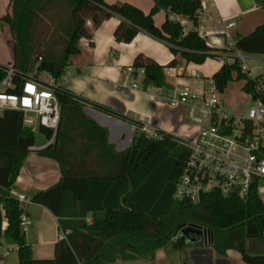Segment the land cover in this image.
<instances>
[{
	"label": "trees",
	"instance_id": "trees-1",
	"mask_svg": "<svg viewBox=\"0 0 264 264\" xmlns=\"http://www.w3.org/2000/svg\"><path fill=\"white\" fill-rule=\"evenodd\" d=\"M201 8V0H153L147 12L127 1L10 0L7 11L0 17V25L7 26L12 36L11 65L17 71L14 86L7 91L19 94L24 82L21 74H28L34 65L36 71H47L55 78L61 76L70 62V56L80 51L79 38H91L86 20H91L95 27L112 15L120 17L113 31L116 40L129 42L139 31H145L166 44L173 54L167 63L161 64L138 52L131 66L135 77L138 76V69H143L140 78L142 88L152 85L168 91L173 84L167 80L166 67L182 66L188 62L202 63L207 57L220 54V49L209 45L196 29H185L180 19L168 14L171 12L185 17L195 26L200 23ZM160 10L166 13L161 24L157 25L153 15ZM40 46L45 50L40 51ZM235 49L264 54V21L249 33L239 35L231 46L223 50ZM39 55L41 58L38 60ZM0 66L1 80L6 65L0 63ZM184 73L185 68L182 67L178 74ZM233 74L244 78V88L254 86L255 79L246 78L237 59L221 64L211 77L222 91ZM55 92L60 104L56 135L39 151L50 152L62 167L64 156L71 155V163L68 168H62L56 183L35 191L30 196L31 201L58 214L65 192L70 191L76 199H83L89 179L125 177L164 146L175 156L169 178L173 181L177 178L187 153L177 135L156 128V136L149 137L146 145L141 147V137L134 140L136 151L141 148V156L132 165V147L115 149L108 140L107 127L84 111L83 101L102 112L131 122L137 128L141 126L140 120L63 86L57 87ZM39 130L46 137L50 136V129L40 126ZM35 134V130L23 123L22 111L4 108L0 113V205L6 221L4 231L17 244L18 259L15 264H108L117 259H134L162 247L170 240L176 241L177 245L186 244V237L178 233L187 224L211 230V237L198 239L194 244L207 242L220 255L234 248L241 253L246 264H264V251L250 254L244 248L245 240L250 236L259 237L264 246V199L255 189H251L245 198L218 191L204 193L196 201L174 197L167 213L151 214L137 201L129 199L131 188L127 185L119 193V205L108 208L103 218L73 227L66 232V237H59L52 257H34L20 225L22 206L11 188L24 158L31 151Z\"/></svg>",
	"mask_w": 264,
	"mask_h": 264
},
{
	"label": "crops",
	"instance_id": "crops-1",
	"mask_svg": "<svg viewBox=\"0 0 264 264\" xmlns=\"http://www.w3.org/2000/svg\"><path fill=\"white\" fill-rule=\"evenodd\" d=\"M9 1H0V17L7 11ZM106 1L109 3L127 1L136 4L146 12L153 5V0ZM201 2L200 23L205 30L209 31L206 41L209 45L220 49V54L226 53L227 51L223 49L231 46L239 35L249 33L264 21V0H201ZM165 13L164 10H160L153 15L157 25L161 24ZM168 14L170 17L180 19L185 29L192 27L189 19L171 12ZM119 19V16L112 15L95 27L91 20H86V27L91 31V38L85 36L79 38L80 51L70 56V62L66 67L67 72L59 78L61 85L89 100L120 110L152 127L182 136L181 123L187 121L186 105L169 104L171 109L167 117L163 110L167 103L158 96L156 87L149 85L142 88L140 84L142 73L139 72L135 77L131 66L133 57L138 52H143L161 64L167 63L173 54L162 40L145 31H139L129 42L116 40L113 31ZM228 21L233 23L226 26ZM12 55V36L7 30L0 36V63L11 64ZM208 62H211L213 66L206 69ZM220 65L216 57L209 56L202 63L188 62L182 66L176 65L175 73L178 75L180 67H184L185 73L182 75L199 76L198 71H201L200 76L208 79ZM30 72L37 74L40 78L35 65ZM173 76L166 73L170 83L179 85L170 78ZM134 82L136 85H133ZM204 83L198 88H193L201 89ZM84 110L98 123L107 127L108 140L115 149L123 150L126 147H132L134 140L139 137L142 139V136L137 134L142 131L131 122L102 112L91 105L84 106ZM38 131L40 130H36ZM146 137H148L147 133ZM152 156L147 159L149 161L144 159L140 166H136L134 172H129L125 177L89 179L87 194L83 199H76L70 191L65 192L60 211L54 214L44 205L31 201L30 196L35 191L56 183L61 176L62 168H68L71 159L69 156H64L62 167V164L50 152L29 151L23 160L11 192L24 193L29 197L24 202L23 209L32 219V223L24 229V237L32 248L33 256L52 257L54 244L61 232H67L73 227L103 218L108 208L119 205V193L126 185L131 188L129 199L137 201L146 212L167 213L174 198V185H169L170 183L165 181L169 178L173 167L165 159L157 162ZM147 162L148 164L153 162V164L146 170L142 166ZM164 184L165 187L162 188ZM159 186L160 190L157 191ZM5 225L6 221L0 205V264H15L18 259L17 244L10 234L5 233ZM244 248L250 254H259L264 251L263 243L257 236L247 237ZM108 264L246 263L241 253L234 248H229L225 254L220 255L207 242L177 245L176 241L170 240L162 247L145 252L138 258L117 259Z\"/></svg>",
	"mask_w": 264,
	"mask_h": 264
},
{
	"label": "built area",
	"instance_id": "built-area-1",
	"mask_svg": "<svg viewBox=\"0 0 264 264\" xmlns=\"http://www.w3.org/2000/svg\"><path fill=\"white\" fill-rule=\"evenodd\" d=\"M233 22L228 21L226 26ZM198 34L207 37L209 31L202 23L192 25ZM248 54L240 49L219 54L216 58L223 64L237 59L241 72L246 78L255 79L251 88L242 89L243 98L238 101H227L219 94L212 77L206 79L201 89L188 85H173L168 91L156 87L158 96L170 105L185 104L188 122L196 125L195 133L190 137L178 136V141L187 149L181 170L174 180V197L187 198L196 201L207 192L218 191L222 194H235L245 198L251 189L264 188V91L261 87V74L254 73L247 63ZM41 56H38V60ZM38 64V61L35 63ZM5 74L0 80V113L4 108H15L23 112V123L33 130L40 126L50 129V136L44 137V144L34 143L31 150H39L50 143L56 135L60 104L55 89L62 86L60 77L55 78L47 72L51 79L43 80L37 74L29 72L21 74L24 78L22 91L19 94L7 91L14 86V76L17 71L11 64H5ZM258 65L254 64V68ZM2 67L0 66V69ZM175 66L165 68V72L175 75ZM143 72V69H138ZM136 85V82L133 83ZM253 101L244 106L245 100ZM84 104H88L84 102ZM148 137L156 136V127L142 122L139 127ZM41 132V131H40ZM17 196L22 211L20 225L25 229L32 223V219L24 211V202L28 196L24 193ZM260 196V194H259ZM261 197V196H260ZM59 237H66L61 232Z\"/></svg>",
	"mask_w": 264,
	"mask_h": 264
},
{
	"label": "rangeland",
	"instance_id": "rangeland-1",
	"mask_svg": "<svg viewBox=\"0 0 264 264\" xmlns=\"http://www.w3.org/2000/svg\"><path fill=\"white\" fill-rule=\"evenodd\" d=\"M5 27L0 25V36L4 32H6L8 30V27L7 26H5ZM38 49L40 51H44L45 50L42 46L38 47ZM246 60H247L248 65L253 69L255 74L256 73L261 74V77H262V80H263V83H262L261 87H262V89L264 91V55L248 54ZM254 64H257L258 67L254 68ZM212 66H213V64H211V62H208L206 64V69H209ZM181 69H182V67H180V70ZM31 71H33V68L31 69ZM66 72L67 71L65 70L64 74H66ZM199 73H202V72L198 71V75L199 76H186V75H179V74L177 75V74H175L173 77H170V78L175 80V82L179 83V85H188V86H191V87L198 88V87H200L202 85L203 82L206 81V77L200 76ZM39 76H40L41 79L46 80V81H49L51 79L50 75L48 73H45L44 71H39ZM243 84H244V78L243 77H241V78L236 77L233 74L232 78L230 80H228L227 83L225 84V86H224L223 90L221 91V93L219 94V96L223 97L227 101H231V102L238 101L239 102V100H241L243 98V94L241 92L242 89H243ZM161 100L163 102H165V100L163 98ZM165 103H167V102H165ZM252 103H253L252 100L246 99L244 106L247 107V106H249ZM84 106H89V105L88 104H84ZM84 106H83V109H84ZM169 109H171V106H169V104L167 103V105H165L164 109H163L164 113H165V115L167 117L169 115L168 114L169 113ZM195 131H196V125H194L193 123L188 122V121L181 123L180 134H182V137H190V136H192L195 133ZM137 134H140V136H142L141 147L146 145L148 143V141H149V138L146 137V133L143 134L142 132H138ZM140 152H141V148L137 149V151H136V147L133 144V146H132V155H131V158H130L131 161L133 162L132 165H134L135 162L137 161V159L140 158V156H141ZM66 156H69L70 159L72 158L71 155H66ZM152 157H155L157 162H160V161L165 159L166 162L169 163V165L171 164L172 167L174 166L175 156H173L171 154L169 148L166 147V146L162 147ZM147 159L148 158H146V160ZM147 161H149V160H147ZM151 164H153V162H151L150 164H148V162H147V164H144L142 167L147 170L148 166H150ZM137 167H135L131 171L134 172ZM165 182H169L170 183L169 185H174V191H175V183L172 180H169V178H166ZM163 187H165V184L162 186V188ZM159 190H160V186L157 189V191H159ZM155 192H156V190L154 191V193ZM259 194H260L261 198L264 199V188H261L259 190Z\"/></svg>",
	"mask_w": 264,
	"mask_h": 264
},
{
	"label": "water",
	"instance_id": "water-1",
	"mask_svg": "<svg viewBox=\"0 0 264 264\" xmlns=\"http://www.w3.org/2000/svg\"><path fill=\"white\" fill-rule=\"evenodd\" d=\"M45 141L46 138L43 133L40 131L36 132L34 144L40 146ZM178 235H184L186 237V243H193L198 239L207 240L211 237V230L197 224H187L180 229Z\"/></svg>",
	"mask_w": 264,
	"mask_h": 264
}]
</instances>
